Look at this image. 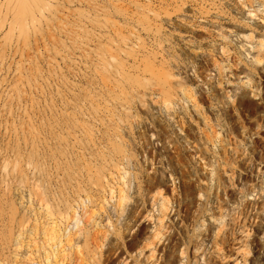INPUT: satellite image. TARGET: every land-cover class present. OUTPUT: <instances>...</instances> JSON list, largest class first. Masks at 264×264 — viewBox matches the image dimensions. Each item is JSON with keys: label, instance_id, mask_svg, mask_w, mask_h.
<instances>
[{"label": "rangeland", "instance_id": "obj_1", "mask_svg": "<svg viewBox=\"0 0 264 264\" xmlns=\"http://www.w3.org/2000/svg\"><path fill=\"white\" fill-rule=\"evenodd\" d=\"M160 37L163 48L186 61L192 87L205 93L201 113L180 97L173 99L184 109L166 111L153 104L150 91L141 105L126 81H120L123 92V84L115 85L116 62L128 68L137 43L149 49ZM197 63L200 78L189 68ZM210 68L215 77L205 80ZM243 72L261 91L248 93L242 104L236 97L224 104L225 89L241 90ZM216 114L225 129H237L230 147L222 144L236 159L212 177L195 151L201 142L208 159L220 158L204 148L210 146L207 122L214 124ZM246 121L262 126L255 143L239 130ZM247 159L253 167L243 175ZM263 165L264 0H40L25 14L18 0H0V224L8 228L0 227L14 233L12 248L0 244V264H27V249L44 264L50 247L42 230L50 223L60 230L58 249L65 254L52 264H264ZM160 174L173 189L163 217L148 193ZM208 182L219 190H207ZM120 186L129 197L123 208L116 204ZM44 196L53 202L49 209L58 203L67 216L54 206L60 219L47 218ZM158 217L162 235L147 240Z\"/></svg>", "mask_w": 264, "mask_h": 264}, {"label": "bare ground", "instance_id": "obj_2", "mask_svg": "<svg viewBox=\"0 0 264 264\" xmlns=\"http://www.w3.org/2000/svg\"><path fill=\"white\" fill-rule=\"evenodd\" d=\"M12 1H14V0H12ZM32 2H34L35 4L36 3L39 4L40 0H18V6H19L20 14H25L27 12H30L31 11ZM19 20H23V19L20 17ZM210 26H212L213 28L218 27L217 25H214V24L213 25H210ZM219 30H222V28L219 27ZM157 41H158V44L155 45V46H152L149 49H147L144 45H141L140 46V44L137 43L138 46H139V49H137V50H135V51H133L131 53L132 60H131V64L129 65L128 68H124L125 65L123 66L121 60H120V62H116L115 69H116V72L120 75V79L121 80L120 79L119 80H115L114 81L115 82V85L120 88L121 84H123V86H121L123 89L122 90L120 89V91H122V92H123V90H126V89H129L130 88L129 90L133 94L134 99L139 100V102H140L141 105H145L146 100H144L143 97L145 96V94H147V91H150V95L149 96H152L153 104L154 103L155 104L159 103L160 104V107L164 108L166 111H170L176 105H178L180 107V109L181 108L184 109L183 104L178 103L176 100L173 99V97H180V99L182 101H184V99H185V100H188V102H192L193 108H195L194 110H196V112H198V113H201V111L203 109L202 106L205 103V101H204V99H205V93L203 92V90H201V86H199V85H197L195 87H192V86H194V84H193V80L194 79L192 77L187 76L186 69L188 68V65L186 64V61L183 62V60L181 58H179V55L178 54H175V52L173 50H170L171 49L170 47H168L166 49L163 48V46H162L161 43H163L164 41H166L165 38L160 37V38L157 39ZM172 49H173V47H172ZM129 54L130 53H128V55ZM254 62H256V64H259L260 63V60L258 58H255L254 59ZM189 68L192 69V71L194 72V76H196V78H200L203 75L202 74L203 66L200 63H197L196 65L191 64V66H189ZM212 68L214 69V67H212ZM212 68L209 69V74L204 75L205 80H211V79H213L215 77V76H211L210 75V72H211ZM243 73H244L243 78L242 77H239L238 78V81H239L240 86H241V90H238L237 91L235 88H230V90H226L225 89L224 98H226V100L224 101V104L227 103L228 102V99L231 98V97H233V98L236 97V99H237L236 101H238L239 104H242L247 99V97H248L247 94L248 93L259 94V92L261 91V88H260L261 84L258 83V82H256L252 78V76L250 74H248L246 72H243ZM183 74H184V76H183ZM243 79H245V80H243ZM120 81H122V82L126 81V83H128V86L129 87H127L126 89H124L125 84L124 83H120ZM214 81H215V85L216 86H221V84L223 83L222 81H216L215 79H214ZM202 82H203L202 84H207L208 83L207 81L206 82L205 81H202ZM210 86L211 85H209V89L211 88L212 89L211 91L213 92V87L212 86L210 87ZM225 86H230V85H229V83L226 82L225 83ZM209 95H210V93H209ZM212 119H213L212 120V123H214V124L211 125L210 123L207 122V127H208V130H209V132L211 134L206 136V140H207L206 143L207 144L210 143V146H208L206 144L207 146L204 147V148H206L207 150H210L212 153H217L220 158L218 159V161L217 160L213 161V160L208 159V157L205 155V153L203 151V147H202L201 142L200 143H197V148H196L195 154H199L200 160H203V164L202 165H205V166H207V167L210 168V170L208 172H209V175L211 174V176L213 177V176L219 174V170L221 168H222V170H224V172H226L225 166L228 164V159L230 161L229 164L232 163L233 161H235L236 158H235V155H234L235 152H233V149L232 148H224V146L222 144L225 143L226 145H228V147H230L229 144H230V141L232 140L231 139V135L234 134L237 131V129L235 127L231 128L230 130L225 129L224 126L226 124L223 125L224 123L222 121V118H220L219 114L214 115ZM248 123L249 122H247V121L244 122V123L242 122L241 125H240V127H239V130H241V132L242 133H245V134L246 133H249V136H250L251 139L254 136V139L252 140V142L255 143L256 142L255 139L260 135V132L262 130V126H260V124H257V127H253V126H251ZM218 130H219V132H218ZM218 134H220V136H222V137L219 140L218 150H216L214 148L217 145L216 144V140H217ZM116 145L117 144H112L113 147H111V149H113V150L115 149L116 151L118 150L117 152L121 153V150L119 151V148L121 146L118 147ZM220 150H222V151H220ZM68 162H70V161L68 160ZM68 162L67 161L64 162V165H65V163L68 164V166L67 165H65V166L69 168V164H71V163H68ZM247 162L250 165V169H246L245 171H243V175H245V174H249L250 175L251 168L253 167V163H251V161L249 159H247ZM62 164H59V165L62 166ZM75 164L73 163L72 165L75 166ZM260 164L261 163L259 162V165ZM63 167L64 166H62V167L59 166V169L62 168V169H60V172H62L61 170H63ZM70 169H71V167H70ZM64 171H66V170H64ZM69 172H70V170H69ZM65 173L67 175L68 171L65 172ZM72 173H71V175H72ZM96 173H97V178H99L100 177V174H101V168H97ZM60 174H62V173H60ZM66 175L64 174V176H66ZM61 176H63V174ZM66 177L68 178L69 181L72 179V176H71V179L69 178V175L66 176ZM59 178H60V181H61V178H63V177H59ZM238 178H239L238 181H240L241 176H239ZM242 178H244V177L242 176ZM64 179L65 178H63V181L65 182L66 179L65 180ZM124 179H125V174L122 175L121 178H120V181H122V184L123 185H125V183H126V181H124ZM208 179H209V176H208ZM44 180H46V179L44 178L43 181ZM97 180H99V179H97ZM47 181L48 180H46V183H47ZM199 181H202V178H199ZM49 182H50V180L48 181V184H49ZM66 182L68 183V181H66ZM44 184L45 183H43V185ZM52 184H50V185H52ZM61 184H59V187L61 186ZM50 185H49V187H50ZM63 187L66 188L67 186H64V184H63ZM212 187H214L215 190L216 189L219 190L220 184H215L213 186L212 184H210L208 182L206 184V187L205 188L207 190H212ZM65 188L58 189L57 191L59 192V190H63ZM53 189H56V187L53 188ZM51 190L52 189H50L49 191H51ZM169 190L171 192H173V189L172 190L170 189V186L168 185L167 180L165 179V176L163 174H160L158 177H156L151 182V186H150V189H149V192L148 193L150 195V199H153V202H155L157 204L159 216H161V217H163L164 215L167 216V212H168L169 204H170V199L168 197ZM223 190H225V189L223 188ZM43 192H41V195H43ZM58 192H55V190H54V193H57L58 194ZM37 193H39V192H37ZM60 193H59V195H60ZM33 194H35V193H33ZM57 194L55 195L56 197H54V195L53 196L50 195V196H52L53 198H56L57 201H58L59 196L57 197ZM45 195L47 196V194H45ZM50 196H49V198H50ZM52 197H51V199H52ZM63 197L64 196H62V198ZM40 198H42V196ZM40 198H39V200H40ZM45 198L46 197L44 196V200L47 201V199H45ZM62 198L60 197L59 199H62ZM128 198H129L128 197V192H126V189L124 188V186H120L119 189H118L117 196H116V204H117V207L118 208H123L125 206L124 202H127V199ZM56 199H53V200L55 201ZM64 199H65V197L62 200H64ZM48 200H50V199H48ZM62 200H59V202L62 201ZM45 201H43V202H45ZM50 201L52 202V200H50ZM45 203H46L45 204L46 207H48L47 208V211L48 212L46 211L45 213L49 214V217H47V218H50V216H52L53 214H55V213H53V214L51 213L52 212L51 210H54L55 204L53 206V209H49L50 208V205H49L50 202L47 201ZM55 203H56V201H55ZM61 203L62 204L65 203L66 205L65 204L64 205L66 206V209H68L67 208V204H69V203H67V200L64 201V203H63V201L60 202L59 205ZM52 204H53V202H52ZM57 204H56L55 208L58 207L57 209L59 210V207L60 206H57ZM68 207H70V206H68ZM62 208H65V207H62ZM62 208H61V210H63ZM66 209H64V210H66ZM69 209H71V208H69ZM69 209H68V211H71ZM61 210H59V213H60ZM68 211H64V213L66 212L65 213L66 214L65 216H64V214H63L62 211H61L62 214L61 213L59 214L56 209L53 212H56V214H58L59 216L62 215L63 217H66L67 214H68L67 213ZM8 214H5V217H6L7 220L9 219L6 216ZM3 216H4V213H3ZM55 216L53 215V217H55ZM62 216H61V218H62ZM13 217H14V215H13ZM21 217H23V216H21ZM53 217L50 218V219H52L54 221ZM56 219L59 220L60 218H57V216H56ZM159 219H160V217H158L157 226H155L152 229L151 234L149 235V237L147 238V240H149V239H156V238H159L160 235H162V233L160 231V228L158 226H160V227L163 226V223L161 224V220H159ZM2 220H4V219H2ZM20 220H22V221L24 220L25 221V219H20ZM22 221H20V222H22ZM74 221L76 222V218H75ZM77 221H78V219H77ZM20 222H19V224H20ZM24 223H26V221L25 222H22V224H20V225L23 226V225H25ZM54 223H57V222L55 221ZM2 224H4V223H2ZM2 224H0V225H2ZM50 224H52V225H50ZM50 224H49L50 227L47 226L45 228V226H44L43 227V230H42L43 231V234L45 235L44 237H46L48 239L47 240L48 241V244L46 243V241H45V243L47 244V246L50 247L49 250L46 249L45 255L43 254V256H45V260L44 261H46L44 264H52V259L53 258H56L60 254L62 255L60 257H63V259H65V254L63 253L64 250L63 249H61V250L58 249V243H61V239H59L61 235L60 236L58 235V232L60 230L58 229V227L56 228L55 227L56 225H54L53 223H50ZM4 225H6V223ZM4 225H2V227ZM6 226L8 228V224ZM30 227H32V226H30ZM30 227H28V228H30ZM36 227H38V226H36ZM36 227H35V230H36ZM22 228H24V227H22ZM40 228H39L38 231H40ZM1 229L2 228L0 227V244H1V246L4 245L3 247H5V244L7 245V242L9 244L10 239L12 241V238H13V234L14 233L12 234V231L10 232V230H8L7 232H3L4 230L2 231ZM19 229L20 228H18L17 231ZM29 231H31V230H29ZM18 233H19V231L16 234L18 235ZM25 233H26V229H25ZM31 233H33V232H30V234ZM36 233L38 234L39 232H36L35 231V234ZM106 233H104L103 238H105L107 236ZM109 233H110V231H109ZM16 234L14 236H16ZM20 234H21V231H20ZM27 234H29V233H27ZM29 235H27V236H29ZM18 236H20V235H18ZM18 236L13 241H15L14 243L20 245V241H18ZM23 236H24V234H23ZM33 240L36 241L35 239H33ZM18 246H15V247H17V250H18ZM43 247H44V245L41 246V247L39 246V248H42V250L45 249V247L44 248ZM53 247L56 248V249L53 250ZM10 248H12V246ZM36 248H38V247H36ZM2 250H3V248H1V251ZM27 250H29V249H27ZM27 250H26V252H28V254H29V255L27 254V256H26V260H28L27 264H36L38 261H36L35 258H33L34 257V254L31 255L32 250L31 249H30L31 251H27ZM39 250H41V249H39ZM39 250L37 249L35 251H38L39 252ZM33 251H34V249H33ZM35 251L33 253H35ZM12 252H14V251H12ZM0 254H1V252H0ZM15 254H16V251H15ZM24 255H26V253ZM23 257H25V256H23ZM40 258H38V260ZM26 260H24V261H26ZM63 261H65V260H63ZM39 264H43V263H39ZM61 264H65V262H61Z\"/></svg>", "mask_w": 264, "mask_h": 264}]
</instances>
